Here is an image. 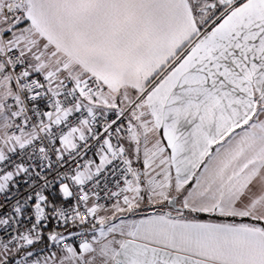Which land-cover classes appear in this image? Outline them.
<instances>
[{
	"label": "snow or ice",
	"instance_id": "obj_1",
	"mask_svg": "<svg viewBox=\"0 0 264 264\" xmlns=\"http://www.w3.org/2000/svg\"><path fill=\"white\" fill-rule=\"evenodd\" d=\"M0 264H264V0H0Z\"/></svg>",
	"mask_w": 264,
	"mask_h": 264
}]
</instances>
